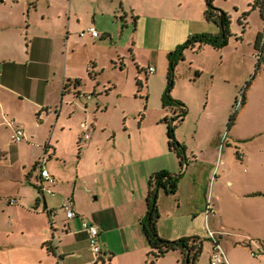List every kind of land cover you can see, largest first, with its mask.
<instances>
[{
    "label": "crops",
    "instance_id": "0c3cea01",
    "mask_svg": "<svg viewBox=\"0 0 264 264\" xmlns=\"http://www.w3.org/2000/svg\"><path fill=\"white\" fill-rule=\"evenodd\" d=\"M97 1L26 0L25 3L23 0L18 2L17 7L21 13L22 26L14 23V13L5 17V21L0 24V31L7 33L5 42L0 46V129L5 128L12 140L13 129L8 123L16 121L26 133V139L20 143L21 145L14 147L3 142L0 136V264H59V258L62 264H101L99 257L90 250L89 234L82 228L83 219L99 228L102 256H105L106 261L112 256L110 264H148L150 248L142 233L141 222L147 214L146 198L150 179L162 172L180 176L176 195L160 193L158 232L163 239L177 241L183 238H201L204 242L202 258L205 254V243L208 241L209 263L212 246L208 228L218 231L221 226L231 225L227 224L229 220L241 223L246 221L245 225L249 223L252 230L243 227V234L228 232L222 237L228 264H264V244H261L264 240V215L257 210H249V215L244 214V217L241 214L239 207L248 201L245 199L247 193H243L230 170L237 166L236 162L239 163L238 160L243 156L235 152V157L229 148L223 149L220 133L213 134L205 144L199 143L189 147L179 135L186 119H179L173 125L176 126V138L186 151L183 168L177 155L170 151L167 137L165 144H159L155 158H144L145 167L141 172L135 168L130 175L128 173L121 175L127 186L122 193L114 196L105 192L102 195L97 190L103 183L102 179L109 180L105 160H102L101 164L100 162L94 164L97 173L93 177H83L78 167L75 175L67 183H62L58 181V176L61 177L62 173L56 166L49 165L56 156V150L54 155L50 152V148L53 147L52 141H46L44 138L37 146L33 145L35 132L29 129V125L35 123V118L39 121L43 117L42 114L47 112L48 116L52 113L56 115V129L59 128L62 132L66 127L71 132L75 131L72 125L61 121L63 114L70 121L76 118L81 120L85 115L87 119L84 121L89 128L90 139L85 140L83 122L76 127L77 141L82 137L83 142L90 146L89 150L100 148L102 140L109 136L104 134L107 131L106 127L93 124V118L101 111L93 112L94 105L88 101L93 99L110 101L113 97L117 98L119 91L116 81H110L111 87L106 88L105 95L101 94L100 81L107 70L112 72L118 71V68L123 72L127 70L129 77L132 75L135 80L136 90L132 94H136L137 91L139 97L146 96L147 102L151 103L155 87L161 91V95L164 92L167 70L164 74L159 70L157 63L149 64L147 67L141 66L137 56L138 43L135 51L129 50L130 45L127 43L124 47L112 44L115 27L117 34L124 36V28L119 26L118 20L121 18L127 21L131 17L130 20L133 21L136 18L137 24L133 25L137 31L140 17L147 15L144 13L145 10H140L132 4L129 7L122 1L107 14L100 12V3L95 4ZM215 1V5L222 12L227 11L217 3V0ZM199 2L200 10L195 19L199 24L197 29L190 27L194 22L193 18L165 20L166 24L185 22L170 34L168 53L176 51L192 36L216 35L220 32L219 28L210 27L208 24L213 23L205 19L206 0ZM83 3L93 5L91 15L81 10ZM158 3L159 0H153L149 6L148 0L144 2L146 8L149 6L154 9L152 12L155 14H151V17L155 23L163 20ZM239 11L242 13L245 11L243 5ZM121 12L124 17H121ZM105 16L110 17L112 22L108 26L106 24L105 27H100L99 19L102 17L105 19ZM88 17L90 21H87ZM125 26L129 27V22H125ZM91 28H95L101 37L94 38L89 32ZM135 36L130 40H135ZM222 51L211 46H204L196 51L186 50L184 60L177 68L178 76L187 74L190 78L195 71L198 80L203 78L207 75L211 62L219 61L222 64L223 61L215 59ZM189 54L205 55L208 59H204L200 64L193 57L190 60ZM209 57H212V60ZM127 62L130 65L134 64L135 72L129 69ZM150 68L155 69L153 74L150 73ZM211 74L213 75V72ZM78 81L81 82L80 86L76 85ZM138 82H143L146 86L140 93ZM193 82L198 81L196 79ZM66 86L68 89H65ZM175 89L176 86L172 94ZM176 99L186 107L188 115L190 110L185 105H189L188 102L183 98ZM60 102L62 107L59 110ZM224 102V109L227 110L229 100L225 99ZM100 108L102 106L99 103L98 109ZM156 108L161 112L157 121L164 124L165 119L171 120L173 114L171 106L165 107L163 101ZM143 117L145 118V115ZM115 136L114 141L117 145L119 133L117 132ZM33 147L38 150L34 157L27 156V160L14 158L15 153ZM46 147L49 158L47 169L57 179V184L52 187L44 185L46 191L43 197L36 165L45 154ZM207 151L211 152L209 157L206 156ZM246 157L242 159L243 162L248 160V164L255 165L253 158L249 155ZM152 159L154 160L150 163ZM129 164L126 161L121 162L124 168ZM195 167L201 169V173H198ZM80 184L85 188L82 186L78 191ZM47 191L53 196H47ZM210 196L217 214L207 221L205 213ZM9 199H16L17 203L10 205ZM67 201H72L80 219L67 218L66 213L62 211ZM183 203L186 204L185 207ZM229 205L230 216L225 213L226 206ZM56 210H60L61 213L52 214V211ZM211 222L214 228L211 227ZM201 231L204 234H201ZM113 233H117L118 241L122 244L123 248L119 251L107 238ZM48 245L56 255L48 251ZM181 263V253L174 252L156 264Z\"/></svg>",
    "mask_w": 264,
    "mask_h": 264
},
{
    "label": "rangeland",
    "instance_id": "374dc122",
    "mask_svg": "<svg viewBox=\"0 0 264 264\" xmlns=\"http://www.w3.org/2000/svg\"><path fill=\"white\" fill-rule=\"evenodd\" d=\"M59 1L64 2V0ZM87 1L89 2L90 0ZM122 1L129 7L132 4L140 10H145L144 13H147V15H142V17H140L139 26L136 29L137 31H135L133 21L130 20L131 17H129L127 21L120 18L118 24L121 28H124V36H119L115 27V35L112 44L124 47L127 43L130 45L129 50L135 51L137 49L136 43H138L139 51H137V56L141 62L140 65L147 67L149 64L157 63V65H159V70H162L164 74L167 70L168 76L170 69L168 56L172 53L167 52V48L170 46L169 37L173 30L179 29L178 26H183L185 22L176 21L175 23L166 24L165 20L168 18L174 20L178 18H193L194 22L190 24V27H192V29H197L199 24L195 19L198 10H200L199 0H159L158 4L160 5L163 20L161 19L156 23L151 17V14H155L152 12L154 9L149 7L152 5L151 3L153 0H148L149 6L147 8L145 7L146 4L144 5L145 0H98L95 4L100 3V12L103 11L109 14L115 5H119ZM255 1L256 0H217V3L227 10L228 26L233 35L231 42L229 41V44L223 48V51L217 54V58H215L223 62L222 64L219 61L217 63L211 62L207 75L199 80L195 71L190 78L187 77V74L178 76L177 66L175 69L176 89L171 95L173 100L178 102L176 98H183L189 104L185 105L189 108L190 113L184 116L186 122L179 131V135L184 144L189 147L196 146V144L199 143L205 144L213 134L220 133L222 148H229L232 154L234 153L235 157L236 154L243 156V158H240L241 160L238 158L239 163L236 162L237 166L230 170V172H233L235 180L239 183L243 193H247V198L245 199L248 201L239 207L243 217L244 214L249 215V210H257L264 215V62H262V67L255 77L257 72L256 67L258 65L257 55L259 53L254 48L257 37L259 35H263L264 37V19L260 9L253 10L251 7L250 4L253 5ZM215 2L214 6L218 8ZM242 5L245 8L243 13L239 11ZM206 6L208 8L207 0ZM17 7L18 3H16L15 0H0V24L5 21V17L14 13V23L22 26L20 25L22 19L21 13L17 10ZM81 10H83L85 14L91 15L93 5L90 3H83L81 4ZM226 12L224 13L226 14ZM245 13L249 15L243 18ZM121 17H124L122 12ZM90 20L91 19L88 17L87 21ZM110 22H112V19L105 16V19H103V17L100 18L98 23L100 27H105V25L107 24L108 26ZM125 22H129V27L125 26ZM91 25L95 26V24L93 25L92 23ZM208 25L212 28H218L215 23ZM133 33H136V36ZM6 35L7 33L0 31V46L5 42ZM134 36L135 40L131 41L130 38ZM189 57L190 60L193 57V59L200 64L204 62V59H208L205 55L191 56L189 54ZM209 58L212 60V57ZM127 63L129 69L131 68V71L135 72L136 68L134 64L131 63L130 65L129 62ZM188 65L190 66V64ZM118 69L119 70L115 72L107 70L103 73V77L100 81L102 95L106 94V88L109 89V87H111L109 82L116 81L119 91V93H117V98L113 97L110 101L105 99H99V101L93 99L92 101H88L91 102V105H94L93 112L98 110L101 111L97 114V117L95 116V118H93V124L106 127L107 131L104 132V134L109 136V138L102 140L99 149L89 150L90 146L83 142L82 137L77 141L76 127L77 124L81 125L83 122H86L84 121V119H87L85 115L81 120L76 118V120L70 121V119L63 114L61 121L72 125V129L75 130L72 132L69 131L67 127L64 132L59 128L56 129V115L52 113V115L48 116L47 112L42 114L43 117L40 118L39 121L35 118L37 127L35 123L29 125V129L31 128L35 132L33 135L35 139L32 141L33 145L37 146L41 139L44 138H46V141H52L53 147L50 148V152L54 155V150H56V156L55 158L53 157L52 162H49V165L56 166L58 171L62 173L61 177L58 176L59 182L67 183L68 180L75 175L78 167L83 177H93L94 174L97 173L94 164L98 162L101 164V161L105 160L107 163L105 166L109 171V180L103 181L102 179L103 183H101L102 185L99 186L97 190L98 192L100 191L101 194L105 192L109 193L108 195H119L127 186L126 182L122 180L121 175L125 173L130 175L135 168L140 169L139 172H141L143 167H145L144 158H155L159 150V144H165L167 140V126L162 124L161 121H157L161 112L157 110L156 106H159V103L164 101L168 83L167 76L164 81V92L161 95V91L155 87L150 103L147 102L146 96L145 98L139 97L137 91L136 94H132L136 90L135 80H133L132 75L129 77L127 70L123 72L120 71V68ZM211 72H213V75ZM196 79L198 82L192 83V81ZM250 82L251 86L247 91V105L237 109V120L234 127L230 130L229 121L231 115L235 112L233 107L235 106L236 99H241L242 91ZM225 99L229 100L230 104L227 110L224 109ZM99 103L102 106L100 109H98ZM61 107L62 105L60 102L58 109L60 110ZM183 109L182 106H174L171 119L176 118V116H183L181 113ZM143 115H145V118ZM108 125H111V127ZM111 128L114 131H112ZM117 132L119 133V138L116 145L114 138ZM0 136L3 142L12 145V147L21 145L11 140L5 128L0 129ZM236 148L240 149L238 150ZM15 151H13V154ZM37 151L36 147L25 149L15 153L14 158H25L27 160V156L34 157ZM43 153L44 150L42 151V154ZM207 153L206 156L209 157V153L211 152L207 151ZM248 155L253 158L255 165L253 164L252 166L248 164V160L243 162L242 159H244V157L247 158L246 156ZM153 160L154 159L150 160V163H152ZM123 161H126L128 164L132 161V163H130L127 168H124L121 165ZM194 169H198V171H196L201 173V169L197 167ZM214 176H216V174ZM82 186L85 188L83 184H80L78 191ZM51 194L52 193L49 191L46 193L49 197L53 196ZM183 205L185 207L186 204L183 203ZM230 207L231 205L228 207L226 206L225 213L228 216L231 215ZM56 211L60 212V210ZM241 219L243 220L242 216ZM244 222L241 223L240 221L234 222L229 220L227 224L231 225H227V227L221 226L217 230L226 233L229 232L230 234H243V227L251 230L253 229L249 226V223L245 225ZM211 227H213L212 222ZM201 234H204V232L201 231ZM107 238L110 239L111 244L117 251L123 248L121 247L122 244L118 241L117 233H113L107 236ZM261 244H264V240L261 241ZM89 246L92 251L90 240ZM208 248L209 242L206 241L205 254L200 264H209ZM61 262L59 258V264H62Z\"/></svg>",
    "mask_w": 264,
    "mask_h": 264
},
{
    "label": "trees",
    "instance_id": "16d2710c",
    "mask_svg": "<svg viewBox=\"0 0 264 264\" xmlns=\"http://www.w3.org/2000/svg\"><path fill=\"white\" fill-rule=\"evenodd\" d=\"M215 0H207V11L205 12V19L207 22L215 23L220 32L216 35H197L190 37L182 46L178 47V49L169 54L168 59L170 62V69L167 76V89L164 95V106H182L184 109L181 111L183 114L182 118L187 114V109L184 105L172 99V92L176 86V78H175V69L179 65L181 61L184 60V53L186 50L196 51L197 49H201L204 46H211L215 50H222L225 48L229 41L232 38V33L228 26V15L222 12L220 9L215 8L214 6ZM253 10L260 9L261 15L264 19V0H256L253 5H251ZM248 13L243 15V18H246ZM133 23L136 26L137 19H133ZM255 50L259 53L257 55L258 65L257 72L255 77L257 76L258 71L262 67V62H264V37L263 35H259L255 42ZM255 79V78H254ZM253 79V80H254ZM77 86L81 85V82L76 83ZM138 93L141 92L144 87L143 82H138ZM251 86V82L245 87L242 91L241 99H236L235 112L231 115L229 121V128L231 130L234 127L235 122L238 116L239 108H242L247 103V91ZM68 89V86L65 87ZM174 119H165L163 123L167 126V137H168V146L171 152L175 153L180 161V165L183 168L184 163L186 162V151L185 147L177 140L175 136L176 126L173 125ZM81 149V148H80ZM48 148L46 147L47 152ZM180 176L171 175L169 173H159L151 177L148 187V194L146 198L147 204V214L144 220L141 222L142 233L144 238L150 248L149 253V261L148 264H156L160 259L164 258L170 253L180 252L182 255V263L181 264H199L204 253V242L201 238L191 237V238H183L177 241H168L163 239L158 232V223L160 220V210H159V199L160 193L164 192L167 195H176L178 192ZM48 251L55 254V251L52 249L50 245L47 246ZM101 264H110L112 260L109 258L107 261L105 256H100Z\"/></svg>",
    "mask_w": 264,
    "mask_h": 264
},
{
    "label": "built area",
    "instance_id": "2783aa9c",
    "mask_svg": "<svg viewBox=\"0 0 264 264\" xmlns=\"http://www.w3.org/2000/svg\"><path fill=\"white\" fill-rule=\"evenodd\" d=\"M17 3L21 2L23 0H15ZM89 32L92 34L94 38H100L101 35L100 33L95 29L91 28L89 29ZM155 72L154 68H150V73L153 74ZM176 118L182 119V116H176ZM177 121H174L173 124H176ZM8 125L13 129V134H12V141L15 143H21L26 139V133L24 129L15 121H10ZM82 128L84 130V136L85 140H89V128L87 124H82ZM49 161V158L47 156V152L41 157V159L38 161L36 165V172L38 174V183L41 185V190H42V195L44 197L46 187L44 185H48L50 187L55 186L57 184V179L49 172L47 169V163ZM17 203L16 199H9V204L10 205H15ZM62 211H64L67 215V218L72 220L76 218H81L75 211L73 207L72 201H67V203L64 204L62 207ZM58 211L53 213H57ZM51 214V211H49ZM206 218L207 221L209 219L216 217V207L212 201L211 196L208 198V203H207V208H206ZM82 228L84 231H86L89 234V240H90V245L92 248L93 253L100 258L102 255V251L100 248V243H99V236H100V231L99 228L89 221L83 219L82 220ZM227 233L224 232H218L216 230H212L211 228H208V237L209 240L211 241V246L212 250L210 253V260L209 264H228L227 256L224 250V247L222 245V237L226 236Z\"/></svg>",
    "mask_w": 264,
    "mask_h": 264
},
{
    "label": "water",
    "instance_id": "95a60500",
    "mask_svg": "<svg viewBox=\"0 0 264 264\" xmlns=\"http://www.w3.org/2000/svg\"><path fill=\"white\" fill-rule=\"evenodd\" d=\"M178 120H179V118H175V120H174V121H178ZM174 121H173V122H174Z\"/></svg>",
    "mask_w": 264,
    "mask_h": 264
}]
</instances>
